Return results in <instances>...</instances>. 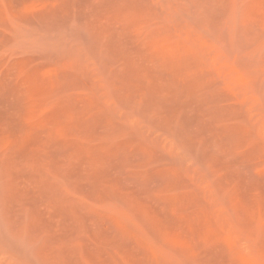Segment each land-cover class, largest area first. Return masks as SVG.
<instances>
[{"label": "rangeland", "instance_id": "obj_1", "mask_svg": "<svg viewBox=\"0 0 264 264\" xmlns=\"http://www.w3.org/2000/svg\"><path fill=\"white\" fill-rule=\"evenodd\" d=\"M0 264H264V0H0Z\"/></svg>", "mask_w": 264, "mask_h": 264}]
</instances>
